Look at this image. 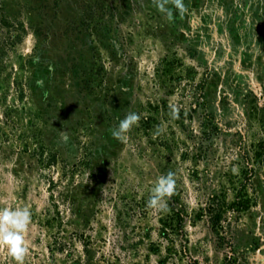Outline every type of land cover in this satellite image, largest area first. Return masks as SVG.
I'll use <instances>...</instances> for the list:
<instances>
[{
	"label": "rangeland",
	"instance_id": "374dc122",
	"mask_svg": "<svg viewBox=\"0 0 264 264\" xmlns=\"http://www.w3.org/2000/svg\"><path fill=\"white\" fill-rule=\"evenodd\" d=\"M246 177L255 205L216 233L211 197ZM4 207L31 213L24 264H264V0H0Z\"/></svg>",
	"mask_w": 264,
	"mask_h": 264
},
{
	"label": "clouds",
	"instance_id": "9594fccd",
	"mask_svg": "<svg viewBox=\"0 0 264 264\" xmlns=\"http://www.w3.org/2000/svg\"><path fill=\"white\" fill-rule=\"evenodd\" d=\"M177 8L182 7V0H175ZM175 112L173 116L175 117ZM141 119V114L129 112L119 122L116 129L113 130V136L117 139H123L124 135ZM163 132V127L157 125L155 136ZM175 179L172 172L158 177L152 194L147 201V206L153 209L166 211L167 198L174 193ZM31 222V213L27 208H0V244L7 247L9 255L14 259L16 264H24V259L29 252L24 232Z\"/></svg>",
	"mask_w": 264,
	"mask_h": 264
},
{
	"label": "trees",
	"instance_id": "16d2710c",
	"mask_svg": "<svg viewBox=\"0 0 264 264\" xmlns=\"http://www.w3.org/2000/svg\"><path fill=\"white\" fill-rule=\"evenodd\" d=\"M203 87V84H202ZM254 173L253 169H250ZM252 177H246L245 181L241 183L240 189L237 191L234 200L228 202L225 197L222 195H214L211 197L208 207L205 209V212L209 214L213 230L216 233L223 232L225 230L224 222L227 221L224 219V216L228 212L242 214L249 210L251 206L255 205V191L251 187ZM252 189V192H248V187ZM202 214L201 216H203ZM183 223H184V214L179 212L175 213L174 216H167L166 219L161 222L162 231L169 235L170 233L180 234L183 233ZM58 241L55 239V243L52 245L50 251L53 255L56 248H58ZM61 246V245H60Z\"/></svg>",
	"mask_w": 264,
	"mask_h": 264
}]
</instances>
